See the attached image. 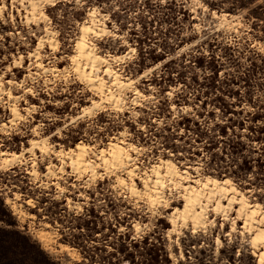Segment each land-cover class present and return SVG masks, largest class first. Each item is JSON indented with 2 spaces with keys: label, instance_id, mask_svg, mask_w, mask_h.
Segmentation results:
<instances>
[{
  "label": "snow or ice",
  "instance_id": "obj_1",
  "mask_svg": "<svg viewBox=\"0 0 264 264\" xmlns=\"http://www.w3.org/2000/svg\"><path fill=\"white\" fill-rule=\"evenodd\" d=\"M0 24V210L34 241L0 224V264H264V0H0Z\"/></svg>",
  "mask_w": 264,
  "mask_h": 264
},
{
  "label": "rangeland",
  "instance_id": "obj_2",
  "mask_svg": "<svg viewBox=\"0 0 264 264\" xmlns=\"http://www.w3.org/2000/svg\"><path fill=\"white\" fill-rule=\"evenodd\" d=\"M257 13L261 12V9H256ZM186 10L181 9H175L174 11H169L167 14L166 24L168 27L176 28V26L180 23L178 19H175V17H182L185 14ZM16 16L18 19L21 17L18 16L16 12ZM186 23V21H185ZM8 28H1L0 31L6 30ZM173 35H175V32H173ZM197 59H199L197 57ZM221 87H224L223 85ZM234 85L232 89H227L228 91L234 90ZM0 216L3 217L2 220H0V224H3L5 229H11L13 232H15L17 235H4L3 239L5 241V248L7 249L8 245L11 244L13 241H15L16 249L17 251H29L31 250V246L33 245L34 241L30 237L28 233H26L23 229V227L20 225L18 218L13 215L10 210L5 207L4 209L0 210ZM17 236L19 239H17ZM43 251V249H41ZM32 254L35 256V259L40 262V264H46V260L48 257L37 255L34 251ZM152 257H154V264H163L164 260V253L161 250V248L157 245L155 248L152 249L151 252ZM11 257V252H7L5 259H8Z\"/></svg>",
  "mask_w": 264,
  "mask_h": 264
},
{
  "label": "bare ground",
  "instance_id": "obj_3",
  "mask_svg": "<svg viewBox=\"0 0 264 264\" xmlns=\"http://www.w3.org/2000/svg\"><path fill=\"white\" fill-rule=\"evenodd\" d=\"M16 12H17L18 16H20L22 18L20 10L18 9ZM5 27H7V25L0 24V30H1V28H5Z\"/></svg>",
  "mask_w": 264,
  "mask_h": 264
}]
</instances>
